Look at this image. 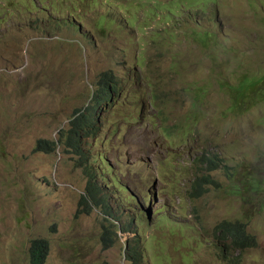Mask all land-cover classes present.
I'll return each mask as SVG.
<instances>
[{"label":"rangeland","instance_id":"374dc122","mask_svg":"<svg viewBox=\"0 0 264 264\" xmlns=\"http://www.w3.org/2000/svg\"><path fill=\"white\" fill-rule=\"evenodd\" d=\"M104 71L123 89L81 140L103 160L63 145L33 152L93 103ZM202 154L224 167L194 161ZM242 159L253 184L233 194L223 169L240 171ZM89 172L102 175V209L132 221L144 264H264L254 193L264 188V0H0V264H30L38 238L50 243L45 264H131L125 235L106 245L101 234L115 226L79 204ZM203 175L205 197L191 201ZM225 220L244 221L259 248L222 252ZM176 221L200 230L181 255L188 238Z\"/></svg>","mask_w":264,"mask_h":264},{"label":"clouds","instance_id":"9594fccd","mask_svg":"<svg viewBox=\"0 0 264 264\" xmlns=\"http://www.w3.org/2000/svg\"><path fill=\"white\" fill-rule=\"evenodd\" d=\"M103 74H108V82H107V87H108V102L110 101L111 97L116 94V91L119 90V89H123L121 87H117L114 85V82H115V75L111 72V71H104V72H101L97 78L98 82L100 81L101 79V76ZM133 78V76H132ZM99 93V97H100V103L99 105L96 104L95 100H94V97L96 95V93ZM91 98H92V101L93 103L91 105H87L85 108L83 109H78V110H75L72 114V119H73V116L79 112H82L84 110H87L89 109V112H91V117L92 119L95 120V124H94V127L95 129H93V131H91L90 135L87 136V137H91L93 136L94 132H96L97 128H98V120H97V110L100 109L101 106H103V104H108V102H105L101 95H100V91H99V87L97 90H94L91 94ZM71 119V120H72ZM71 120L69 121L68 125H69V128L65 131V133L63 134V132H60V136L58 138L57 141H53L55 143V146L58 147L60 145H63L64 149L63 151L66 152V153H72V152H69L67 151L69 148H67L65 146V140H64V136L67 134V131L70 129V122ZM74 155H76L75 153H72ZM78 157V159H81L83 162L86 163V161H84V159H82L81 157H79L78 155H76ZM90 161H96V160H100L102 161L103 160V156L101 154H97V155H92V156H87ZM98 158H101V159H98ZM204 158H207L209 160H212L211 158H208L206 156V154H202L201 156H199L198 158H195L194 161H206V163L209 164V167H210V171H214V170H220L222 169V166H223V160L220 159V161L217 163L218 167L216 168H211V166L213 165L212 163H210L209 161L207 160H204ZM88 163V162H87ZM224 167V166H223ZM245 172H250V178H251V183L253 184V172L246 169V168H242L240 169L239 173H245ZM99 176L102 177V175L100 173H98ZM209 178L210 176L209 175H203L201 176V178H198L195 180L193 186H192V198H190V200L192 201H198V200H201L203 199L205 196H203L206 192L203 190V187L208 184L210 181H209ZM95 179V175L93 176H90L89 174V180H88V183H87V194H88V186L90 184L92 185H96L97 188L100 190L99 188V185H97L94 181ZM208 180V182H206ZM111 181L115 184V180L114 178L111 179ZM206 182V183H205ZM214 182L216 181H213L212 184L213 185H216L218 184L219 186V183L216 182V184H214ZM262 187V186H261ZM245 191H248V190H245ZM244 193V192H243ZM255 197H256V201L257 203L260 201V200H264V188H255ZM100 195H102V193L100 192ZM103 199V196H99L98 197V203H95L91 200V198L89 197V194H88V197H81L80 201H79V204H84L83 201H86V205H88V210H86L85 212L87 213H90L92 211V205L97 207L98 209L100 210H103L102 209V205L100 204V202L102 201ZM243 201L244 202H248V199L246 198H243ZM108 218V222H109V225H114V231H115V234L118 238V241L120 240L119 238V232H121L122 234L125 235L126 237V242L124 243V246L126 243H128L129 241H132L134 238H139L137 237L138 234H136V237L135 236H132L133 233H131V231L129 229H127V226L128 224H131L132 221H127L125 222L124 224H120V219H119V216L118 215H115L113 214L112 212L106 210V212H104ZM241 216L243 219H246L248 217H250L249 214L247 215H244L242 212H241ZM178 222L179 224H181L180 226V230H179V233L182 234V235H185L187 236L188 238V248L187 249H183V250H179V249H175L176 253L181 255L183 254L184 252H187V251H190L191 249V246L189 245V239H190V234L192 231H195V232H200V230H197L195 227H190L188 228L184 222L182 221H176ZM171 224V223H170ZM223 224H230L232 225V227H228V228H225V230L223 231V233H221V231H218V227H221V225ZM237 224H241V225H237ZM116 227L118 228V230L116 229ZM133 229V227H132ZM138 229V228H137ZM140 229V228H139ZM136 231V229H134V232ZM216 231L219 232V235L218 237L220 238H224L226 239L225 242H223V246L221 247V250L222 252L225 253L228 252V251H233L235 253H239V254H244V253H248V252H251V251H254V250H257L260 246V242H259V239L257 237L256 234H253L252 232H250V229H249V226H247V224L244 222V221H241V220H237V221H222L220 222L217 227H216ZM103 233V232H102ZM100 239L102 240V242H104L106 245L107 242H105V240L102 239V234H101V237ZM110 240V239H109ZM141 243V242H140ZM142 245V244H141ZM126 248H127V245H126ZM126 248H125V251L124 253L126 252ZM145 253L144 255H146V247L144 249Z\"/></svg>","mask_w":264,"mask_h":264},{"label":"trees","instance_id":"16d2710c","mask_svg":"<svg viewBox=\"0 0 264 264\" xmlns=\"http://www.w3.org/2000/svg\"><path fill=\"white\" fill-rule=\"evenodd\" d=\"M108 74H103L97 85L99 87L100 95L105 102H108ZM249 85V82H248ZM94 100L97 105L100 103L99 93L97 92ZM95 120L91 117V112L89 109L79 112L73 116V119L70 122V129L67 131V134L64 136L65 146L69 148L67 151L75 153L84 161L88 162L90 159L85 155L84 149L82 148L83 137H87L90 135L91 131L95 129L94 127ZM55 149V143L53 141H46V140H38L36 143L33 152H46L51 153ZM101 159V158H98ZM221 156L216 155L213 156L212 160L204 158V160L209 161L213 165L211 168L218 167L217 163L220 161ZM244 159L238 161L235 167H242ZM226 171V175L229 177L230 180L234 181V187L230 191L234 194H241L245 190H249L252 186L250 172L239 173L236 169H223ZM99 172L95 174L93 172H89L90 176L98 175ZM208 182V180L206 181ZM205 182V183H206ZM216 184V182H214ZM88 194L91 200L95 203H98V197L100 196V190L97 188L96 185L90 184L88 186ZM86 204V201H83ZM103 212H106V209H103ZM241 225V224H237ZM132 223L128 224L127 229L134 233V228L132 229ZM232 227L230 224H223L221 227H218V231H223L225 228ZM114 237L115 240L112 238ZM102 239L107 242L109 239V245H114L118 238L115 234L114 228L111 227L109 229L105 228L102 233ZM127 245L125 258L127 261H130L131 264H144L146 256L144 255L145 251L142 250V245L139 241V238H134L132 241L126 243ZM144 251V252H143ZM29 262L30 264H45L46 258L50 253V243L48 240L43 238H38L34 241H31L29 247Z\"/></svg>","mask_w":264,"mask_h":264}]
</instances>
